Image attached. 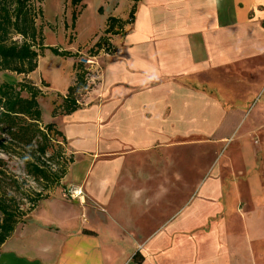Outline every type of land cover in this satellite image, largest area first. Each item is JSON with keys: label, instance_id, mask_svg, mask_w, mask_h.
Returning a JSON list of instances; mask_svg holds the SVG:
<instances>
[{"label": "crops", "instance_id": "obj_1", "mask_svg": "<svg viewBox=\"0 0 264 264\" xmlns=\"http://www.w3.org/2000/svg\"><path fill=\"white\" fill-rule=\"evenodd\" d=\"M131 8L79 108L52 116L75 55ZM65 17L36 27L44 49L21 78L71 163L0 264H264V0H83Z\"/></svg>", "mask_w": 264, "mask_h": 264}, {"label": "trees", "instance_id": "obj_2", "mask_svg": "<svg viewBox=\"0 0 264 264\" xmlns=\"http://www.w3.org/2000/svg\"><path fill=\"white\" fill-rule=\"evenodd\" d=\"M82 1L70 0V5L76 7ZM133 11L131 8L124 22L108 18L104 35L98 38L89 52L94 54L104 46L106 52L112 53L106 35L115 33L114 26L119 25L120 29L122 25L131 23ZM38 14L34 11L33 0H0V71L27 76L35 70L39 52L44 49L40 32L35 26ZM50 51L61 56L69 54L56 49ZM84 75L82 66L76 64L73 84L61 104L53 108L52 116L67 115L79 108L77 94L86 89ZM41 96V91L25 78L15 85L0 84V247L23 218L49 197L48 192L61 185L67 166L71 163L69 157L62 158L64 140L61 133L53 125L41 122L38 105ZM10 157L17 158L23 164L25 175L41 187V191L22 189L24 182H19L7 168ZM41 158L43 163L40 162ZM25 203L29 206L26 209L23 208Z\"/></svg>", "mask_w": 264, "mask_h": 264}, {"label": "rangeland", "instance_id": "obj_3", "mask_svg": "<svg viewBox=\"0 0 264 264\" xmlns=\"http://www.w3.org/2000/svg\"><path fill=\"white\" fill-rule=\"evenodd\" d=\"M46 2H47V0H33L34 11L39 12L38 16L35 19V26L41 32H44V33L51 32L53 34H56L59 31H61L65 25L66 12L69 13L72 9V7L70 5V0H58L57 6L55 5V10L50 16H47V14L44 12ZM74 11L76 12V9H74ZM68 21L70 24V20H68ZM116 28L119 29V25H117ZM15 39L20 41L19 38H15ZM70 39H71V37H70ZM21 77H22V75H16L15 73H12V72L0 71V84L1 83H7L10 85H15L18 82L22 81ZM83 92L84 91L78 92V94H77L78 98L81 96V94H83ZM33 148L35 149V144H34ZM26 155H29V153H26ZM3 158L6 159L5 157H3ZM62 158H68L65 151L62 155ZM43 161H44L43 158H41L40 162L43 163ZM59 162L61 163V160ZM7 168L13 175H15L16 179L19 182H21V181L24 182L22 189H28L29 188L35 192L41 191V187H39L38 185L33 183L31 181V179L25 175L23 164L17 158L10 157L7 160ZM59 188H60V186L56 187L54 190L48 192V195L50 196L51 194H53L54 191L58 190ZM62 194H63V191H62ZM28 207H29L28 204L25 203V206L23 208L26 209Z\"/></svg>", "mask_w": 264, "mask_h": 264}, {"label": "built area", "instance_id": "obj_4", "mask_svg": "<svg viewBox=\"0 0 264 264\" xmlns=\"http://www.w3.org/2000/svg\"><path fill=\"white\" fill-rule=\"evenodd\" d=\"M100 50L108 54V52L105 51L104 46H101ZM76 60H77V64L81 65L85 72V75H84L85 82H86V79L90 78V71H98L99 69L97 56L94 54H91L88 51L86 53H77ZM63 194L66 197L73 199V198L80 197L82 193L80 189H77L75 187H68L63 190Z\"/></svg>", "mask_w": 264, "mask_h": 264}]
</instances>
